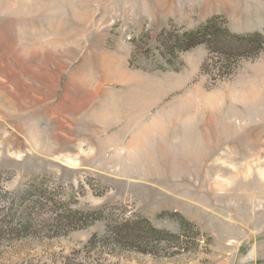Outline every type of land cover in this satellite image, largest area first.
<instances>
[{
  "label": "rangeland",
  "instance_id": "rangeland-1",
  "mask_svg": "<svg viewBox=\"0 0 264 264\" xmlns=\"http://www.w3.org/2000/svg\"><path fill=\"white\" fill-rule=\"evenodd\" d=\"M255 33L264 0H0V264H264Z\"/></svg>",
  "mask_w": 264,
  "mask_h": 264
},
{
  "label": "trees",
  "instance_id": "trees-1",
  "mask_svg": "<svg viewBox=\"0 0 264 264\" xmlns=\"http://www.w3.org/2000/svg\"><path fill=\"white\" fill-rule=\"evenodd\" d=\"M213 20L209 19L199 27L192 30H182L177 29V41H178V51L189 50L198 45H205L207 50L210 47L207 43V36L214 35L215 44H219L220 41L217 40L216 33H213L214 25H212ZM226 30V29H225ZM224 35V33H223ZM242 44V50L239 49L236 53H240L241 57H252L256 56L264 48V35L260 33L247 34L242 36L230 35ZM240 57V58H241Z\"/></svg>",
  "mask_w": 264,
  "mask_h": 264
},
{
  "label": "bare ground",
  "instance_id": "bare-ground-1",
  "mask_svg": "<svg viewBox=\"0 0 264 264\" xmlns=\"http://www.w3.org/2000/svg\"><path fill=\"white\" fill-rule=\"evenodd\" d=\"M197 92H199V89L198 88H195L194 89V94H196ZM255 95V93L251 92L249 95L247 96H244L243 93H241L239 95V98H241L242 101L246 102L248 101L249 99L253 98ZM200 96V95H199ZM223 97V96H222ZM156 128H159L158 124L152 120L150 121L149 123H142L140 124L137 129L135 130L134 134H133V137H136V138H142L144 136H148L149 134L152 133L153 130H155Z\"/></svg>",
  "mask_w": 264,
  "mask_h": 264
}]
</instances>
